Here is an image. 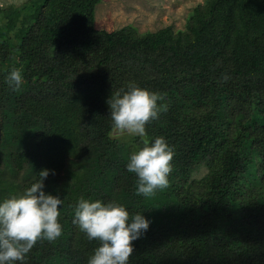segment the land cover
<instances>
[{"label":"trees","instance_id":"trees-1","mask_svg":"<svg viewBox=\"0 0 264 264\" xmlns=\"http://www.w3.org/2000/svg\"><path fill=\"white\" fill-rule=\"evenodd\" d=\"M102 1L0 5V199L47 168L44 189L63 200L61 235L24 264H87L98 241L73 224L79 197L150 220L129 264H264V0H206L184 29L144 33L97 28ZM129 82L167 105L146 133L172 150L169 183L148 197L126 169L142 140L121 143L106 103Z\"/></svg>","mask_w":264,"mask_h":264},{"label":"clouds","instance_id":"clouds-1","mask_svg":"<svg viewBox=\"0 0 264 264\" xmlns=\"http://www.w3.org/2000/svg\"><path fill=\"white\" fill-rule=\"evenodd\" d=\"M15 91L21 87L20 68H12L4 77ZM162 93L129 82L126 89L112 92L106 103L117 135L138 136L142 146L130 153L126 169L135 174L138 195L151 196L168 186L172 150L163 137L147 138L146 123L167 110ZM49 169L39 171V178L19 195L0 199V264H24L26 254L39 239L53 241L62 233L58 220L63 200L46 192L44 179ZM73 224L88 240L98 241L87 264H129L132 241L149 228L143 212L130 215L125 205L115 200L79 197L74 205Z\"/></svg>","mask_w":264,"mask_h":264},{"label":"rangeland","instance_id":"rangeland-1","mask_svg":"<svg viewBox=\"0 0 264 264\" xmlns=\"http://www.w3.org/2000/svg\"><path fill=\"white\" fill-rule=\"evenodd\" d=\"M28 0H0L4 8L19 7ZM206 0H103L96 7V27L109 31L132 26L138 33L156 31L172 26L184 29L194 8ZM0 19V25L5 22ZM121 143L133 142L135 136L117 135ZM208 171L202 163L193 173V178H201Z\"/></svg>","mask_w":264,"mask_h":264}]
</instances>
